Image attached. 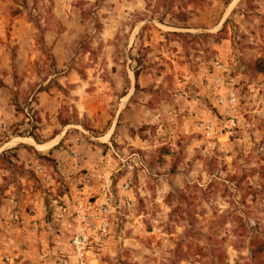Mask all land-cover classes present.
<instances>
[{"label":"rangeland","instance_id":"374dc122","mask_svg":"<svg viewBox=\"0 0 264 264\" xmlns=\"http://www.w3.org/2000/svg\"><path fill=\"white\" fill-rule=\"evenodd\" d=\"M257 69L264 0H0V264H264ZM225 113L249 130L199 132ZM104 197L109 236L79 259Z\"/></svg>","mask_w":264,"mask_h":264},{"label":"built area","instance_id":"2783aa9c","mask_svg":"<svg viewBox=\"0 0 264 264\" xmlns=\"http://www.w3.org/2000/svg\"><path fill=\"white\" fill-rule=\"evenodd\" d=\"M211 66L213 70L226 76V82H232L228 76L227 65L219 57L211 60ZM235 99L234 93L227 90L223 95H217L215 102L219 106L231 108L235 104ZM249 126V121L242 115L225 113L221 119L214 118L211 121L202 122L198 130L207 138L236 140L249 130ZM108 209L109 198L104 197L96 210L82 211L77 214V220L83 229L71 237L70 246L79 259L91 250L99 249L108 238L109 223L106 217ZM78 264L83 263L79 260Z\"/></svg>","mask_w":264,"mask_h":264},{"label":"crops","instance_id":"0c3cea01","mask_svg":"<svg viewBox=\"0 0 264 264\" xmlns=\"http://www.w3.org/2000/svg\"><path fill=\"white\" fill-rule=\"evenodd\" d=\"M43 93L45 94L44 91H39V92L36 93L37 101H40V98H41V96H42ZM41 99H42V98H41ZM40 105H41V104H38L36 107H39ZM43 112H44V114H45L46 109H43ZM59 138H60V135H59ZM54 144H57V143L55 142ZM54 144H53V145H54ZM53 145L48 146V147L52 148Z\"/></svg>","mask_w":264,"mask_h":264},{"label":"trees","instance_id":"16d2710c","mask_svg":"<svg viewBox=\"0 0 264 264\" xmlns=\"http://www.w3.org/2000/svg\"><path fill=\"white\" fill-rule=\"evenodd\" d=\"M264 74V69H257L253 72V76H259Z\"/></svg>","mask_w":264,"mask_h":264},{"label":"water","instance_id":"95a60500","mask_svg":"<svg viewBox=\"0 0 264 264\" xmlns=\"http://www.w3.org/2000/svg\"><path fill=\"white\" fill-rule=\"evenodd\" d=\"M50 144V143H49ZM47 146H49V145H47ZM43 147H46V146H43Z\"/></svg>","mask_w":264,"mask_h":264}]
</instances>
